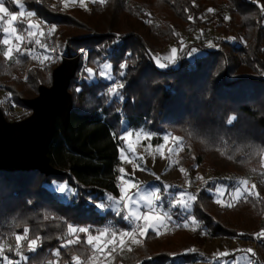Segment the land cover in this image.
I'll use <instances>...</instances> for the list:
<instances>
[{"label":"trees","instance_id":"16d2710c","mask_svg":"<svg viewBox=\"0 0 264 264\" xmlns=\"http://www.w3.org/2000/svg\"><path fill=\"white\" fill-rule=\"evenodd\" d=\"M22 2L26 11L59 31L83 29L85 35L72 37L66 50H87L88 66L110 65L112 81L123 87H118L122 99L111 96L112 81L89 79L81 65L69 86L73 108L68 127L56 119L48 151L51 166L61 174L0 171V244L9 246L4 254L10 261L20 259L15 236L23 235L25 227L29 240L37 235L40 240L35 251L28 250L27 241L22 240L27 259L21 264H74V256H80L82 263L88 261L92 252L84 244L85 233L78 234L80 243L61 247L68 240V224L91 230L111 221L128 228L120 215L97 207L106 195L119 197L116 177L126 122L158 136L179 134L189 150L201 143L235 164L263 168L264 0H105L103 4L98 0L85 10V22L72 14L78 9L64 8L63 0ZM211 33L218 35L209 39ZM193 34L197 35L194 40L186 39ZM172 44L180 58L174 65L158 67L157 61ZM17 57V62L0 57V78H12L14 84L6 86L11 102L30 110L21 99L26 92L15 88L20 85L16 72L22 73L26 66ZM122 63H126L124 75L120 74ZM51 70L34 69L23 86L36 91L42 75ZM159 141L156 136L155 142ZM53 181L74 190L71 199L59 195ZM215 188L216 184L202 186L190 212L197 222L195 236L200 245L230 233L226 227L230 223L216 220L210 205L220 214H241L247 206L255 208L257 217L264 214L260 182L255 184L257 196L249 195L231 208L216 203ZM153 235L148 232L144 240L150 241ZM198 256L199 252H190L181 259L189 263ZM174 261L167 252L151 254L138 248L125 253L118 264Z\"/></svg>","mask_w":264,"mask_h":264},{"label":"rangeland","instance_id":"374dc122","mask_svg":"<svg viewBox=\"0 0 264 264\" xmlns=\"http://www.w3.org/2000/svg\"><path fill=\"white\" fill-rule=\"evenodd\" d=\"M12 2L14 3V0ZM93 3V0H84L83 4L80 3V0H63L64 8L69 10L78 9V12L74 11L72 12V14L78 20H80V22H85L86 16H84V12L85 10L90 9ZM23 19L25 23H32L38 26V28L33 29V31H43L45 33H49V35L45 37H40L39 35L31 37L33 40V44H35V39H43L47 45L51 41L58 39L59 47L64 53L67 51L66 48L68 46V42L72 37H80L85 35L86 33L83 29H79L77 27H64L60 31L56 28L53 30L52 27L44 23L42 20L36 18L35 16H26ZM4 20H9L7 18V15H4ZM6 26L7 25H0V33H2V27ZM217 35L218 34L215 35V33H211L207 37L211 39L213 36ZM196 36V34H193L191 36L186 35V39L194 40ZM9 38L13 39L12 45L6 46L3 45L2 42H0V57L7 62H17V56H21L20 53H15L12 59H8L3 55V51H5L8 46L15 47L16 45L14 37L10 36ZM209 43L211 44V41H209ZM172 48H176V45H170V48L168 47V49H166L162 53L160 62L170 63L168 58L171 57L170 49ZM39 50V55L37 56L38 64H40L39 62L41 60L45 59L44 56L41 55L43 49H41L40 46ZM82 50L85 51L79 62V67L81 65L83 66L82 71H84L85 68H91L93 70L94 77L92 79L108 80L111 82L112 80H109L100 75L102 71L110 74L109 67H105V65H101L99 67H95L92 65H90L91 67L88 66L90 58L87 50H72V54L76 56ZM26 67L27 65L25 66L24 71L22 70V73L16 72L15 78L17 84H20L15 85V88H17V90L20 92H26V94H23L21 97L23 102L26 99H33L37 97L39 95L38 88H50L52 86V71H54V69L58 66L53 65L47 66L45 68H33L29 70L28 76L34 69H52L48 74L42 75L41 82L36 88V91H31L29 87L23 86L28 80V76L26 80H24ZM85 73L87 74V72ZM49 75H51L50 78L48 77ZM11 81L12 78H0V110L2 111L5 119L8 122L14 123L16 121L20 122L22 118L23 120L27 119L29 116H31L32 112L31 110L24 109L21 106H18L16 103L11 102L10 93L6 88V86H12L14 84ZM114 84L117 85V82L112 81L111 87ZM141 129L143 128L131 127L126 122L124 123L123 133H125L126 131ZM143 130L145 132H149L146 129ZM165 134L169 135V139L166 142L162 140V137ZM156 136L160 137V141L158 143L155 142ZM176 137H179L180 140L177 141L175 139ZM156 145H163V147L158 149ZM161 153H163V155H161ZM120 168H124L125 172L122 174L120 173V171H118V176L116 177L118 188L120 186H126L125 182L134 177L135 182L140 185L141 189L145 192L154 191L155 189L159 188L161 190V195H163L164 197V210H169L170 197L168 195H164V185L168 184L171 186L168 191L172 194V196H175V194L181 191H186L185 199L187 200L189 206L187 209H181L179 207L172 208L170 210L171 215L173 216L171 224H169L167 228L162 227L160 229V234H156L152 230H149V232H152L154 234L150 241L146 242L144 240L146 237H141L139 233H136L135 237L137 240L142 241V243H132V238L125 237V244L123 246L118 245L116 251L112 252L110 256L107 254L108 249H105V251L103 252L97 251L95 254L92 253L90 259L87 261V264H118V259L124 257L125 253L131 252L132 250H136L138 248H145V250H149L151 254H156L158 252H167L169 254L176 253L177 255L175 256L174 261L175 264H221V260L234 261L237 256L245 257V259L242 260L240 264H264V249L262 247L264 238L257 239L254 237V234L260 233L262 230H264V214H261L260 217H257V213L253 206H247L245 208V212L241 214H229L225 212L220 214L210 205L211 214L216 218V220L223 223V220L225 219V221L227 220L230 223V226H226L228 232L230 233L228 234L229 236L227 235L224 237L221 236L218 238L209 239L204 244L200 245L198 242V238L195 236V228L197 226V222L195 223L190 215L195 201L188 200L187 198V193L196 196L198 192L201 191L202 186H205L207 184H216L215 190L218 187L223 189L222 194L219 195L214 190L216 200H221L220 205L222 206L225 202H232L236 206L241 200H244V198H241L239 202H237L232 197V192L237 186V182L240 180L248 181L246 187L252 190V195L257 196L256 189H252V185H255L257 182H260V184L264 185V160L263 168L260 171L250 166L249 164H235L220 152L204 148L201 143H198L196 145V149L192 147L191 150H189L186 147L184 138L181 135H174L173 133L168 132L160 136H158L157 134H154L152 137H145L144 135H133L130 140L121 139ZM181 169H184V171L181 172ZM157 176H159L160 179H156ZM263 191L264 190L262 188V192ZM58 193L59 195L65 196L67 200L71 199L73 195H70L67 192L60 193L58 191ZM132 193L133 190L130 189L129 194ZM120 195L121 193L119 190V197L114 198L119 199ZM244 195L246 199L247 196H249L247 192H245ZM107 197L108 196L106 195L104 197V201L99 203L105 205L103 209H100L103 212L108 210H112L113 212H115L114 209L109 206L111 202L107 201ZM132 207L135 208L136 205H133ZM140 207L141 211H143V201H140ZM122 208L123 205L121 204V209ZM123 215L124 211H121V218ZM218 217L221 220H219ZM126 223L128 225V228H124L122 225L117 226L113 222L109 221L108 223L103 225L102 228L111 226L118 229H131L132 225H130L128 222ZM185 223H187V227L184 226ZM240 233H243L245 235H238ZM74 238L75 237L73 235L68 234V239ZM105 238L107 237H102L101 239L103 240ZM21 242L20 251L22 253ZM0 245L4 247V250L6 248H9L8 245ZM110 247L111 246H109V248ZM129 248L131 249V251L128 250ZM187 249H194L195 251L191 253L199 252L200 256H198L196 260L192 262H183L181 258L183 255H185L183 253ZM247 249H252L253 252L249 253ZM220 252H234V255H229L218 259V253ZM22 255L24 256L23 253ZM201 255L205 256L206 258L202 259ZM4 256L6 255L4 254Z\"/></svg>","mask_w":264,"mask_h":264},{"label":"snow or ice","instance_id":"6c2138e0","mask_svg":"<svg viewBox=\"0 0 264 264\" xmlns=\"http://www.w3.org/2000/svg\"><path fill=\"white\" fill-rule=\"evenodd\" d=\"M6 0H0V25H7L6 27H2V42L3 45H12L13 39H10L9 37H14V40L16 42L15 47L8 46L5 51H3L4 57L8 59H12L15 53H20L21 55H24V52L22 51V44L24 42L23 40V33L27 32L29 37H35L39 35L40 37H45L49 35V33H45L43 31H33V29H37L38 26L36 24L32 23H25L24 17H31L34 14L31 11H26L24 4L22 0H14V3L21 9L19 13H13L10 12L4 5ZM93 2H96V0H93ZM80 3L83 4L84 0H80ZM100 4L105 3V0H99ZM262 10H264V6H261ZM209 11H213L212 9H209ZM4 15H7L10 17L9 20H4ZM19 17V18H18ZM191 19V17H189ZM225 19H228V17H225ZM24 25L23 28L20 27V25ZM55 25L52 26V29H55ZM120 37L117 35L116 42H118ZM28 43H33L32 39L28 40ZM35 45L40 46L41 49H43L41 55L44 56L45 59H59L60 57H51L46 55L50 51H54V49H49L47 44L44 42L43 39H35L34 40ZM210 47L213 45H209ZM177 49L172 48L170 49L171 57H169L170 63H164L157 61L158 67L164 68L168 67L170 65H174L178 59L180 58L177 55ZM193 52L196 51V49H192ZM28 54L31 55L32 49L27 50ZM105 67H110V65H105ZM121 67V75H124V69L126 67V63H122L120 65ZM85 72L88 74V78L92 79L93 77V70L91 68H85ZM101 76H104L105 78L109 80H114V77H112L110 74L101 72ZM118 87L122 88L123 85L120 84ZM118 87L116 84H114L112 87L108 89V92L111 96H117L122 99V96L120 92L118 91ZM76 91H80V89H77ZM234 118V117H233ZM228 123L231 124L232 120L229 119ZM133 135L140 136L144 135L145 137H152L154 134L150 132H145L143 129L141 130H134V131H126L121 135V139L123 140H130ZM169 135L165 134L162 137V140L165 142L168 141ZM177 141L180 140L179 137L175 138ZM158 149L162 148L163 145H156ZM163 155V153H161ZM120 173H124L125 169L120 168ZM184 169H181V172H183ZM156 179H160L159 176L156 177ZM53 185L56 186L57 191L60 193L67 192L68 194H74V190L69 189L66 187L65 184H57L56 181L52 182ZM126 186H120V198L116 199L112 196L107 197V201L111 202L109 206H111L116 215H120L121 211H124V215L122 216V219L126 222H128L130 225H132L131 229H118L113 228L111 226L104 227L101 229H91L89 227H82V226H76L72 224L67 225V234L73 235L74 239H68L65 243L61 245L63 248H67L70 245L80 243L79 240V233H85L86 239L84 241V244L87 245L90 249V251L95 254L97 251L103 252L105 249H108V255L110 256L112 252H115L117 249V246H123L125 244V237L132 238V243H142V241L137 240L135 237L136 233H139L141 237H146L148 235L149 230H152L156 234H160V229L162 227L167 228L169 224H171L173 220V216L171 215L170 210L172 208H181V209H187L188 208V202L185 199L186 191H181L175 196H172V194L168 191V189L171 187L168 184L164 185V195H168L170 197L169 199V210H164L163 206V195H161V190L159 188L155 189L154 191H143L135 182L134 177L127 180L125 182ZM248 184V181L246 180H240L237 182V186L235 187L234 191L232 192V197L235 201L239 202L241 198L246 199L244 193L247 192L248 195H252V190L247 188L246 185ZM255 188V185H252V189ZM132 189L133 193L129 194V190ZM216 193L222 194L223 189L218 187L216 190ZM188 200L195 201L197 197L195 195H192L190 193H187ZM140 201H143V211H141L140 207ZM159 202V203H157ZM216 203L220 204L221 200L217 199ZM121 204L123 205V208L121 209ZM136 205L135 208L132 206ZM224 207H234L235 205L232 202H225L223 203ZM97 207L103 209L105 207L104 204H98ZM179 226V225H177ZM187 227V223L184 225ZM95 231L96 235H93L92 232ZM28 233L29 229L27 227L23 230V235L17 234L15 236L16 241V254L20 256V260H17L15 262L8 260L6 256H4V247L0 245V264H21L22 261H26V257H24L20 251V242L22 240L27 241L28 250L35 251V246L37 245V241L40 240V237L37 235L33 239H28ZM238 235H244L243 233H240ZM102 237H107L105 239H101ZM254 237L257 239L264 238V230H262L260 233L254 234ZM109 246H111L109 248ZM123 250V249H121ZM131 251V249H128ZM195 251L194 249H187L183 254H188L190 252ZM239 251V250H235ZM249 253L253 252L252 249H247ZM57 256L59 255V250L55 253ZM172 258L174 259L177 255L176 253L170 254ZM229 255H234L233 253L228 252H220L218 253V259L222 257H226ZM245 257H239L237 256L234 261H227V260H221V264H240L242 260H244ZM74 264H82L80 256H74L73 257ZM84 264H87V261H84Z\"/></svg>","mask_w":264,"mask_h":264},{"label":"water","instance_id":"95a60500","mask_svg":"<svg viewBox=\"0 0 264 264\" xmlns=\"http://www.w3.org/2000/svg\"><path fill=\"white\" fill-rule=\"evenodd\" d=\"M80 58L67 56L54 69L52 86L41 87L39 95L24 100L32 114L20 122H8L0 110V171H38L45 176L60 175L48 158L56 119L68 127L73 108L69 92L71 80L79 69Z\"/></svg>","mask_w":264,"mask_h":264},{"label":"built area","instance_id":"2783aa9c","mask_svg":"<svg viewBox=\"0 0 264 264\" xmlns=\"http://www.w3.org/2000/svg\"><path fill=\"white\" fill-rule=\"evenodd\" d=\"M13 0H6L5 2V7L9 9L10 12L13 13H19L20 9H17L15 4L12 2ZM8 19H10L9 16H7ZM19 18V17H18ZM21 28L24 27V25H20ZM32 39L31 37H29L27 32L23 33V44H22V51L24 52V55H21L25 61H26V73L24 76V80H26L27 76H28V72L29 70L33 69V68H45L47 66H59L63 59L66 58L67 56H71L72 51H66L65 53L61 51L59 44H58V39L51 41L47 46L49 49H54V51H50L49 53H47L46 55L51 56V57H60L59 59H54V60H50V59H44L41 60L38 64V59L37 56L39 55V46L33 44V43H28V40ZM28 49H32L31 55L28 54L27 50ZM85 53L84 50L80 51L76 56H78L79 58H81L83 56V54ZM74 56V55H73Z\"/></svg>","mask_w":264,"mask_h":264}]
</instances>
